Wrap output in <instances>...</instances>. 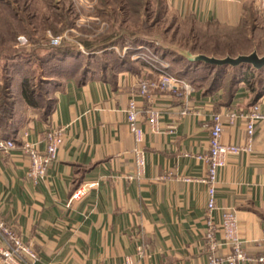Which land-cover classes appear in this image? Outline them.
<instances>
[{"label":"crops","instance_id":"crops-1","mask_svg":"<svg viewBox=\"0 0 264 264\" xmlns=\"http://www.w3.org/2000/svg\"><path fill=\"white\" fill-rule=\"evenodd\" d=\"M2 1L1 9H18L16 19L26 20L33 30L34 10L47 6L46 0ZM53 1L73 19L59 35L68 34L70 40H65L83 52L84 42L122 38L125 43L97 49L83 61L79 55L77 65L67 55L59 70L46 76L53 85L49 90L53 101L46 114L25 103L21 80L12 85L18 90L12 92L14 127L0 140L14 138L16 143L12 148L0 147V217L35 250L38 259L34 264H125L127 255L136 257L138 264H209L211 255H228L227 245L221 243L210 250L205 239L207 194L199 178L207 174L204 157L211 116L247 110L255 103L264 112V91L254 102L253 93L240 82L225 101L221 87L209 92L193 84L191 71L180 77L189 90L154 86L142 92L141 82L158 78L142 51L159 45L166 50L164 60L181 50L171 43L175 35L169 29L155 33L166 20L172 31L180 20L220 26L225 32L256 25L262 14L254 0H93L89 10L77 9L73 0ZM30 9L34 12L26 17ZM41 22L57 29L62 23L48 16ZM45 31L36 28L33 34L42 45L17 32L16 46L26 43L18 40L24 35L25 45L33 47L31 56H45L49 53ZM166 33L172 35L170 43H166ZM130 98L139 109L142 142L135 140L127 124L125 109ZM149 109L159 112L157 132L150 129ZM224 124L223 142H246L245 118L239 116L229 123L224 115ZM256 125L252 151L230 156L221 169L217 208L210 214L218 223L224 208L235 211L249 257L242 264H264L258 261L264 254V120ZM51 127H64V140L45 176L34 184L27 175L30 162L21 145L22 132L27 130L30 140L44 151L46 131ZM137 150L144 154L140 174ZM88 183L95 185L72 198L79 186ZM216 237L221 240L222 232L217 231ZM139 244L144 245V253L138 258Z\"/></svg>","mask_w":264,"mask_h":264},{"label":"built area","instance_id":"built-area-1","mask_svg":"<svg viewBox=\"0 0 264 264\" xmlns=\"http://www.w3.org/2000/svg\"><path fill=\"white\" fill-rule=\"evenodd\" d=\"M258 11L264 16V0H254ZM73 3L79 10H89L93 8V0H73ZM47 37L50 44L57 45L62 39L70 40V36L64 33L62 35H54L47 31ZM19 41H27L24 35L18 37ZM115 49H117L115 47ZM150 50L144 47L142 57L147 59L149 56L146 54ZM154 60V59H153ZM148 61V60H146ZM160 66L152 65L156 69L158 78L152 81L141 82L142 92H145L148 87H157L159 89H170L173 91L181 92L183 89L189 90L190 86L186 84L177 74L171 73L167 70L168 64L164 61H157ZM165 63V64H164ZM125 109L127 124L130 133L135 137L137 142H142L144 137V130L139 122V109L134 98H130ZM224 115L229 123H233L237 117L245 118L246 122V142L236 144L225 143L222 141ZM215 112L211 116L212 124L209 130V149L205 155L207 163V171L204 176L199 180L206 184L207 194V230L205 233L206 243L210 250H215L221 243L230 248V253L226 256L211 255L209 257V264H242L249 260L243 247V239L239 236L238 221L233 208H224L221 213V220L218 223L213 222L211 212L217 208L216 205V184L219 180L221 169L226 165L227 159L232 155H237L242 152H250L253 149V138L257 122L264 120V112L260 110L257 103L252 104L247 110H227L225 114ZM147 118L150 129L154 132L159 130L158 118L159 112L156 109H149ZM21 145L28 156L29 168L27 175L33 180L34 184L39 182L46 173L48 164L51 163L57 156V152L64 140V127H51L46 131V147L44 151H40L35 143L29 138V132L24 130L22 132ZM15 139L8 138L0 140V147L12 148L15 146ZM136 163L138 166V174L143 172L144 167V154L142 150H137ZM94 183H88L79 186L73 193L72 198H79L89 188L94 187ZM222 232V239L218 240L216 232ZM0 240L3 246L0 247V262L1 264H34L38 255L32 249L29 243H26L21 235L5 220L0 217ZM264 240V237H263ZM144 253V245L139 244L136 249V256L139 258ZM259 262L264 263V254L259 256ZM125 264H138V259L132 255L125 256Z\"/></svg>","mask_w":264,"mask_h":264},{"label":"rangeland","instance_id":"rangeland-1","mask_svg":"<svg viewBox=\"0 0 264 264\" xmlns=\"http://www.w3.org/2000/svg\"><path fill=\"white\" fill-rule=\"evenodd\" d=\"M54 3L56 2L53 0H46V4L48 6L50 4L54 5ZM48 6L44 5L41 7V9L37 8L38 9L37 15L39 14V17L36 22L38 24L41 23V18H42L40 17L41 16L40 13L48 14L50 12V8H48ZM3 11L7 12L6 9L0 8V32L3 33L0 35V39H2L3 36L7 37L8 36L7 34L9 32L8 28L6 30V26H3V24H1V20L3 18L1 12ZM29 11L33 12L32 9H30ZM29 11H27V13L25 14L26 17L29 14H31ZM257 17H258L257 21L259 23H256V25L251 23L249 25L247 24V26L246 25L238 26V29L236 32H225L224 28L220 26H215V25L206 26L200 23L193 22L192 20H180L178 22L179 24L177 25L175 29L176 31L174 30L172 31V29L170 30V27H168L169 21L166 20L162 22L160 26L157 28L158 31H156L155 29V33L162 34L163 33L162 30L164 28H167V30L169 29L168 32H171V34L175 35L174 40L171 41V43L179 47L181 50L168 54L169 57L163 60L161 59L162 56L164 55L163 51L166 52V50H163V48H160L159 45H154L156 47L150 46L148 47L150 51L146 53L149 57L144 60H148L155 66H160V63L157 61L162 60L166 64H168L167 70L169 72L176 73L179 77L185 76V75H180L179 73L172 71L173 69H180V66L181 68L182 66H184V63L183 65H181L182 62H184L182 59H180L181 62L177 64L174 61L173 57L176 56L177 54H183L187 56V53L191 52V50L189 49V46L193 41H195V38L196 39L198 38L201 41H203V39L204 40L208 39L209 40L208 47L214 51H227L228 49H231L232 52L237 53L231 56H236L238 55V53L246 54V53L251 52L254 49L260 55H263L264 54V38H263L264 37V16L260 15ZM257 24H260V26H258ZM174 28L175 27L173 26V29ZM47 31H50L53 34L51 28L45 31L44 33L45 43L49 42V39L46 35ZM171 34H168L167 36V33H166V37H167L166 43H170L169 40H171L170 39L172 36ZM14 39L15 38H13L12 40H0V56H1L0 57V63H1L0 64V82L9 83L11 85L9 92L12 93L14 90L18 91L16 90L15 86L14 88H12V85H15L17 81L19 80L22 81V78L26 77V79H28V82H30V84L34 86V90L36 93L35 98L41 106V107H38V110L40 112H43L42 110L45 108V106H47V110H48L50 106L52 105V101H53V95L50 94L49 92L50 88L53 85H50L47 82V78H46V75L49 74V69L51 65L50 63L41 64V61H39V57L38 58L30 57V58H23V59H20L18 57L16 58L15 57H11V58L5 57V54L12 50H22L28 47V45H25L26 43H28V41H25L26 43L23 44V46L21 47V45L18 46V44L16 46V42H15L16 40ZM8 44H10L11 46L13 45V48L9 47L10 49H5L7 48L6 45ZM191 53H203V52L197 51V52H191ZM224 56H217V57H224ZM20 60L23 63V67L26 71L25 70L22 71V69L19 71V69L17 68H12L13 70H9V68H6L4 70L3 69L4 67H2L3 62L10 64V63H15L14 61L18 63L20 62ZM22 63H19V64H22ZM194 66L196 68L194 69L193 73H191L192 74L191 76L193 79H191L190 77H187L186 80L191 79L193 84H197V85L199 84V85H202L203 87H207L208 89L209 82L211 81V77H210L211 70L205 69L206 67L203 64H195ZM232 68H233L232 66H227L226 67V69L228 70L227 72H231L233 70ZM152 70L154 71V68H152ZM249 73L253 75L252 77L253 79H260L264 82V67L262 69H255L252 67L249 69ZM229 76H230L229 74L224 75L222 87L226 86ZM238 84H240V82H237V80H235L234 85L238 86ZM222 87H221V90H223ZM243 87L249 92L246 85L243 84ZM1 93L2 91L0 89V94Z\"/></svg>","mask_w":264,"mask_h":264},{"label":"trees","instance_id":"trees-1","mask_svg":"<svg viewBox=\"0 0 264 264\" xmlns=\"http://www.w3.org/2000/svg\"><path fill=\"white\" fill-rule=\"evenodd\" d=\"M1 3L2 5H5L4 1L2 0H1ZM48 8H50V12L48 14L40 13L41 16L42 17L48 16L50 17L51 20L61 21L62 23H61L60 28L57 29L56 26L54 27V25H51L50 23L45 24L41 22L38 24L36 21L38 20L39 14L38 15L36 14V20L35 19L32 20L34 24L33 26H35V29L37 28L43 32L46 28H49V29L51 28L54 35H59V32L63 28L70 27L72 25V20H73L72 14H68L66 11L60 10L57 7V2L54 3V5L50 4ZM6 10L7 12L3 11L1 12V14L3 17L2 18L3 26H6V30L8 28L9 36H11L12 38H15L16 33L20 31L22 33H25L28 37V40L31 41L32 43H38V45H42L40 42L35 40L33 36L35 29L34 30L32 29V25L26 22V20L25 22H21L16 19L17 13L19 12L18 9L14 7H8ZM34 11L38 13L37 10H34ZM206 26H209V25H206ZM208 41H209L208 39L206 40L203 39V41H201L198 38L197 39L195 38V41H193L190 44L189 49L191 50V52L199 51V52H203L204 54L206 53L208 55H215V56H224L227 54L229 55L237 54V53L232 52L231 49H228L227 51H214L208 47V43H209ZM123 43H125V40L122 38L119 40H112V41L102 40L98 42H84L85 51H86L85 53L76 43L69 42L65 39H62L61 42L57 45H52L48 42V44L45 46H46V49H48L49 53L46 54L45 56H39L36 53H34V55L31 56L30 53L32 52L31 50L33 49V47H27L22 50H12L6 53L5 57H9V58L18 57L20 59L30 58V57L32 58L39 57V61H41V64L50 63L51 66L49 69V74L47 75H52L54 74V72L56 73L57 70H59L60 66L62 65L63 59H65L67 55H71L70 60H72L71 61L72 64L77 65L79 62L77 61L79 55L84 56V57H79L83 61L85 56H88L89 53H92L93 51L97 49L108 48L109 46L113 44H123ZM7 46L8 45H6V47ZM9 47H12V46H9ZM9 47L5 49H10ZM173 59L177 64L181 62L180 59L184 61L181 64L183 65L184 63V66H182V68L180 66V69L172 70L173 72H177L180 75H185L191 71H194V69L196 68L194 66L195 64H203L206 67L205 69H210L211 70L210 72L211 81L209 82L208 89L206 87L207 91L209 92L216 91L215 90L216 88L222 87L224 75L229 74L230 76L228 78V82L226 86L222 87L223 96L226 99L225 101H229L232 96V93L235 92L234 91L236 87L234 85L235 80H237V82H243L244 85H246V87L248 88V90L253 93L254 102L259 98L261 93H263L262 91H264V82L260 79H253L252 78L253 75L249 73V69L252 68L251 66L241 64L237 67H233V70L231 72H227V69H226L227 66H211L210 64H206L204 62H195V61L190 60L188 56H185L183 54H177L176 56L173 57ZM16 61H14L15 63H10V64L3 62L2 63V67H4L3 69L5 70L6 68H9V70H13L12 68H17L19 69V71L21 69L22 71L25 70L21 60L18 63ZM19 63H22V64H19ZM68 63H70V61ZM20 84H21L20 85L21 95L24 101H26L25 103L31 107H36V108L41 107L39 102H37L35 98L36 93L34 90V86L30 84V82H28V79H26V77H23ZM0 89L2 91V93L0 94V139H3L7 134H10L12 132L13 127H14V121L10 119L11 112H12V106H13V96H12V93L9 92L10 91L9 83L0 82ZM49 109L47 110V106H45V108L42 111L44 114H46L49 111Z\"/></svg>","mask_w":264,"mask_h":264},{"label":"water","instance_id":"water-1","mask_svg":"<svg viewBox=\"0 0 264 264\" xmlns=\"http://www.w3.org/2000/svg\"><path fill=\"white\" fill-rule=\"evenodd\" d=\"M187 56L190 60L195 62H204L211 66H232L237 67L241 64L251 66L255 69H262L264 67V54L260 55L255 49L246 54H238L236 56L226 55L224 57H217L204 53L188 52Z\"/></svg>","mask_w":264,"mask_h":264}]
</instances>
